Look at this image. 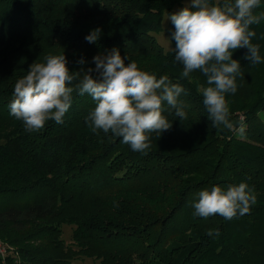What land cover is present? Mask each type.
Listing matches in <instances>:
<instances>
[{
    "label": "trees",
    "instance_id": "1",
    "mask_svg": "<svg viewBox=\"0 0 264 264\" xmlns=\"http://www.w3.org/2000/svg\"><path fill=\"white\" fill-rule=\"evenodd\" d=\"M183 1L0 0V197L35 193L31 201L0 206V240L17 253L0 264H264V62L246 61V49L233 53L243 85L226 99L243 94L245 103L228 105L230 128L213 127L202 103L206 78L181 79L175 41L164 49L154 34ZM250 27L264 58V21ZM97 28L98 40L87 42ZM168 30L174 31L170 20ZM32 42L77 52L85 70L95 66L94 56L118 48L139 69L167 74L186 89L187 119L166 109L171 129L150 134L151 147L135 152L110 133H93L85 117L95 103L74 92L63 123L26 131L8 105L32 63L6 61L19 43ZM240 182L256 195L248 214L193 216L200 190ZM64 225L71 226L68 242ZM209 229L219 236L209 237Z\"/></svg>",
    "mask_w": 264,
    "mask_h": 264
},
{
    "label": "clouds",
    "instance_id": "2",
    "mask_svg": "<svg viewBox=\"0 0 264 264\" xmlns=\"http://www.w3.org/2000/svg\"><path fill=\"white\" fill-rule=\"evenodd\" d=\"M259 9L261 0H189L184 8L167 14L165 21L174 26L168 38L175 41L171 48L174 60L183 65L180 78L195 71L206 77L202 103L213 127H231L226 94L236 93L241 75V63L233 59V53L246 49V61L253 65L264 62L260 45L252 42L256 32L250 27L264 21V10ZM100 31L91 30L86 41L95 43ZM126 61L118 48H112L92 58L95 68L85 70L86 61L81 57L79 70H70L64 53L48 55L44 62H33L26 75L15 82L9 115L22 121L26 131H39L47 121L63 123L74 92L87 94L95 103L85 117L93 133H110L131 150L146 152L151 147L150 134L161 136L172 127L162 114L166 109L174 110L181 120L187 119V104L181 96L188 93L167 74L157 78L134 61ZM255 203L254 192L246 182H240L204 188L196 193L191 206L194 217L219 215L231 220L248 214ZM219 234L218 230L207 231L209 237Z\"/></svg>",
    "mask_w": 264,
    "mask_h": 264
},
{
    "label": "rangeland",
    "instance_id": "3",
    "mask_svg": "<svg viewBox=\"0 0 264 264\" xmlns=\"http://www.w3.org/2000/svg\"><path fill=\"white\" fill-rule=\"evenodd\" d=\"M189 3V0H184L182 5L180 7H176L175 11H179L180 9L184 8L187 6ZM167 15L164 16L163 19V25L165 29H168L169 26V21L166 20ZM162 30L158 33H154L155 37L158 41V43L164 48V49H169L171 47V42L169 41L168 38H170V32L166 30ZM67 31L70 32V34L73 32L72 27L67 28ZM66 56L67 61H68V67H78V63L76 61L77 59V52L74 51H67L62 49V47L57 48L55 46L52 47H45L43 44L37 43V42H32V43H19V47L14 49L10 56L8 55L9 59L6 61L7 65L12 64L11 61L15 62L19 66H25L28 63H33V62H44L45 57L48 55H59L63 54ZM29 65V64H28ZM92 68H95V66H90ZM198 71H195L193 73H190L191 76L195 77L199 82L202 79H205L206 77L200 72L201 77H199ZM3 74V73H2ZM24 76V75H23ZM243 76H238L236 83H237V89L238 87H241L243 85L242 81ZM201 83V82H200ZM205 84H201L200 89L205 87ZM229 95V94H228ZM227 103L228 105L231 103L232 109H238L240 105L244 104V95H231V99L227 97ZM239 119H243V116L239 114ZM238 119V121H239ZM35 193L33 191L26 193L22 197L15 196L14 198H11V196H3L0 197V206L2 205H7V204H17V203H25L27 201H31L32 198L34 197ZM70 233H71V226L64 225L63 226V238L68 242L70 241ZM73 264H92V261L90 259H85V260H77Z\"/></svg>",
    "mask_w": 264,
    "mask_h": 264
},
{
    "label": "built area",
    "instance_id": "4",
    "mask_svg": "<svg viewBox=\"0 0 264 264\" xmlns=\"http://www.w3.org/2000/svg\"><path fill=\"white\" fill-rule=\"evenodd\" d=\"M15 249L0 240V259L4 263L7 256L16 255Z\"/></svg>",
    "mask_w": 264,
    "mask_h": 264
},
{
    "label": "water",
    "instance_id": "5",
    "mask_svg": "<svg viewBox=\"0 0 264 264\" xmlns=\"http://www.w3.org/2000/svg\"><path fill=\"white\" fill-rule=\"evenodd\" d=\"M239 124V121L238 120H236V122H235V125H238Z\"/></svg>",
    "mask_w": 264,
    "mask_h": 264
}]
</instances>
